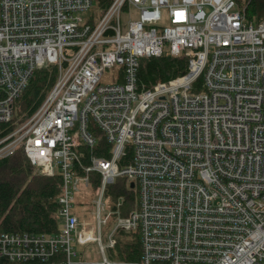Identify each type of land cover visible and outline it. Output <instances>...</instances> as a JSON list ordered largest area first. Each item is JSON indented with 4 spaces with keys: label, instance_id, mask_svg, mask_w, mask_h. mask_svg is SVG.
Instances as JSON below:
<instances>
[{
    "label": "built area",
    "instance_id": "2783aa9c",
    "mask_svg": "<svg viewBox=\"0 0 264 264\" xmlns=\"http://www.w3.org/2000/svg\"><path fill=\"white\" fill-rule=\"evenodd\" d=\"M94 1L0 0V122L37 68L57 67L0 157L21 145L39 174L61 178L58 230L2 232L0 256L60 252V264H87L78 247L94 241L95 264H118L104 251L124 230L139 232L132 264H264V18L247 20L246 0ZM131 9L138 17L123 22ZM164 50L186 56V71L140 86V59ZM107 69L111 83L101 82ZM118 177L135 206L109 195L103 216ZM83 189L94 193V222L73 211Z\"/></svg>",
    "mask_w": 264,
    "mask_h": 264
},
{
    "label": "trees",
    "instance_id": "16d2710c",
    "mask_svg": "<svg viewBox=\"0 0 264 264\" xmlns=\"http://www.w3.org/2000/svg\"><path fill=\"white\" fill-rule=\"evenodd\" d=\"M111 1L95 0V6L98 10H104ZM243 7L247 20L258 22L264 18V0H246ZM187 60L186 56H173L167 50L159 56L141 58L138 70L139 85L148 87L159 80H168L182 74L187 69ZM56 74L55 64H47L34 71L25 90L13 103L12 118L7 122H0V140L13 132L36 110L53 85ZM93 152L101 155L100 150ZM91 179L93 185H96L97 174L91 173ZM60 185L61 178L58 174L46 176L34 170L21 145L10 155L0 157V233L56 232L60 224L56 200ZM108 189L109 195L114 199L124 196L125 210L135 206L136 192L126 186L123 178L118 177ZM115 239L112 257L118 264H132L140 258L141 243L138 231L119 230ZM62 258L60 252L47 260L11 261L0 256V264H60Z\"/></svg>",
    "mask_w": 264,
    "mask_h": 264
},
{
    "label": "rangeland",
    "instance_id": "374dc122",
    "mask_svg": "<svg viewBox=\"0 0 264 264\" xmlns=\"http://www.w3.org/2000/svg\"><path fill=\"white\" fill-rule=\"evenodd\" d=\"M95 3V1H94ZM96 6L94 5V9ZM85 16V15H83ZM138 17V11L135 9H131V12L129 14H123L121 16V19L123 22L127 21L129 18L136 19ZM112 69H107L103 72L101 76V82L103 83H111L113 82L112 74H111ZM20 118V117H19ZM19 120V119H17ZM25 121V120H24ZM22 121V122H24ZM21 122V123H22ZM34 167V170L39 173L40 170L32 164ZM94 198V193L91 191V189H83L80 192L75 193V203L73 206V211H75L77 214H79V217L88 221H96L95 215H94V209H93V203L92 200ZM113 202V199H110L109 194L106 195L105 197V211H103V216L109 212L113 211V207L111 206ZM114 214L109 216L108 222L105 225H102V243L107 242V234L110 228L112 227L113 224V219H114ZM78 255L77 259L84 260L87 262H98L103 258V254L101 251H99V248L97 246V243L94 241H88L84 245H80L78 247ZM112 252L113 248L111 247H106L104 251V255L109 258L113 259L112 257Z\"/></svg>",
    "mask_w": 264,
    "mask_h": 264
},
{
    "label": "water",
    "instance_id": "95a60500",
    "mask_svg": "<svg viewBox=\"0 0 264 264\" xmlns=\"http://www.w3.org/2000/svg\"><path fill=\"white\" fill-rule=\"evenodd\" d=\"M130 186H131V187H133V186H134V183H133V182H131V183H130Z\"/></svg>",
    "mask_w": 264,
    "mask_h": 264
}]
</instances>
